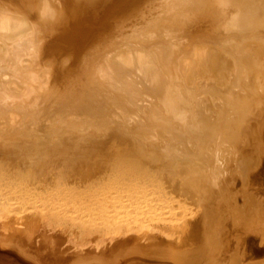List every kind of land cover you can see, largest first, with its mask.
Listing matches in <instances>:
<instances>
[{
	"label": "bare ground",
	"instance_id": "6f19581e",
	"mask_svg": "<svg viewBox=\"0 0 264 264\" xmlns=\"http://www.w3.org/2000/svg\"><path fill=\"white\" fill-rule=\"evenodd\" d=\"M263 29L264 0H0V121L57 133L0 141V264H264Z\"/></svg>",
	"mask_w": 264,
	"mask_h": 264
},
{
	"label": "rangeland",
	"instance_id": "374dc122",
	"mask_svg": "<svg viewBox=\"0 0 264 264\" xmlns=\"http://www.w3.org/2000/svg\"><path fill=\"white\" fill-rule=\"evenodd\" d=\"M42 1H44V0H42ZM115 1L116 0H109V2L111 3V4H114L115 3ZM122 1H125V0H122ZM224 1H226V0H224ZM242 1V0H241ZM241 2L239 1V3H237V4H240ZM187 5L189 4V3H186ZM236 4V5H237ZM105 5V4H104ZM190 5V4H189ZM196 5H198V4H193V3H191V6H193V7H195ZM236 5L234 6V8H236ZM167 9H165V10H169L171 7L169 6V7H166ZM172 10H175V9H173V8H171L169 11H172ZM114 14H116V13H114ZM212 14V13H211ZM156 15H159V14H156ZM123 19H127V18H125V17H123ZM118 20V19H117ZM135 21H133V24L132 25H130V30L131 29H134V30H137V28H139V23H138V21H137V17L134 19ZM120 23V22H119ZM228 23H231L230 21H228ZM121 24V23H120ZM127 24V21L123 24V25H126ZM122 25V26H123ZM164 25L165 26H167V24H165L164 23ZM163 24L162 25H160V24H158V25H155V26H148V27H156L157 28V31L155 32V33H152L153 34V38H156V37H158V36H160V35H162V33H164L162 36H165V37H159V40L158 41H161V39H163V42H161V43H164V42H166V43H169V45L171 44V45H174L173 43H172V40L170 41V38L171 37H173V36H170V34L172 33V30H171V27L170 26H167V27H165ZM231 25V24H230ZM159 27V28H158ZM89 28H92L91 26L89 27ZM162 30H161V29ZM128 29V26H127V31L129 30ZM159 29L161 30V31H159ZM224 32H226V33H230V34H232L233 33V29H232V27H230L229 29H227V30H224ZM263 32H264V29H263ZM172 34H174V33H172ZM213 37H216V35H215V33H212L211 32V34H210V39L209 38H206V37H204L201 41H203L204 43H211L212 45H214L215 44V42H214V40L212 39ZM218 40V39H217ZM250 40H252V39H247L246 41H250ZM185 41H186V43L189 41V39L186 37L185 38ZM240 43L242 42V40H238ZM160 43V44H161ZM197 43V42H196ZM141 44H143V41H142V43ZM114 45V44H113ZM184 46L185 45V42L184 43H181L180 45H178V48L180 47V46ZM175 46V45H174ZM125 47H128V46H124L123 48H125ZM177 47V46H176ZM219 47V46H218ZM122 48V49H123ZM115 48H112V50H110L109 52L110 53H108V52H106V54L104 55V56H107V55H109V54H111V52L114 50ZM138 49H143L144 50V48H142V47H138ZM120 50V49H119ZM181 50H182V48H181ZM157 51H159V50H157ZM160 52V51H159ZM186 52V51H185ZM114 53V52H113ZM112 53V54H113ZM4 53L3 54H1V56H0V60L1 61H3V59H5L4 58ZM160 55H161V58H165V55H167V56H169L170 54H161L160 53ZM3 56V57H2ZM111 56V55H110ZM109 56V57H110ZM183 56H185V55H183ZM108 57V58H109ZM131 61L130 60H128V61H124L125 59H121V60H119L118 62H120L121 61V63H120V65H117V66H114V67H112V68H116V67H119V66H123V67H135V65H137V64H139L140 63V61H138L137 59L139 58L138 57V55L136 56V58H135V55H131ZM65 58V57H64ZM126 58H128V57H126ZM182 58V57H181ZM180 58V59H181ZM189 58H192V57H189ZM240 58H241V54H240ZM102 59V58H101ZM71 60H73V58H71ZM184 60V59H183ZM188 60V59H187ZM70 62V60H65V63L64 64H62L63 65V67H65V66H67V65H69L68 63ZM128 62V63H127ZM131 62V63H130ZM180 62V61H179ZM242 62H244L243 60H242ZM181 64V63H180ZM164 66H166V63H164ZM163 67V66H162ZM136 68V67H135ZM137 69V68H136ZM134 70V69H133ZM165 70V69H164ZM163 70V71H164ZM97 73L98 74H100L98 71H97ZM84 75V74H83ZM168 75H169V73H168ZM167 77H169V76H167ZM97 82H100V83H105L106 82V79L104 78V76H100V78H98V81ZM107 85H108V83H106ZM106 85V87H108ZM93 88H95V89H97V87H93ZM73 95H76L75 94V92L72 94V95H70L71 97L73 96ZM113 117H115V116H113ZM113 117H108V118H106V120H108V119H110L111 121H113L114 122V118ZM112 118V119H111ZM71 119H73V122H75V121H82V123L83 124H86V125H84V126H87V128L88 127H93V125H94V121H92L91 123H87L86 121H88V120H86L85 118H83V119H79V118H77V120L75 119V117L74 118H71ZM121 119V118H120ZM85 120V121H84ZM172 121L173 120H170L169 119V122H170V124L172 123ZM5 122H7V121H0V141H1V139H4V137H6V136H9V134L10 135H18L19 137H21L23 140H28V139H30V138H32L31 136H36L37 138L39 137V134H40V136L42 137V136H45V134L47 135V136H50V135H52L53 137H55L56 135H57V133H54V131H51L50 132V127L52 126V129H54L53 128V125L51 124V123H47V122H45V121H43L44 123L43 124H40V125H38V130L35 132V133H32V132H30V130H31V127L29 126V125H27V124H30L29 122H25V121H23L22 120V122H21V124H19V125H14L15 127V129L13 128V124H10V125H8V124H6ZM121 122H123L122 123V127H124V128H126V126L124 125V119L122 120L121 119ZM2 123H4V124H2ZM45 124H47V125H45ZM101 124V123H100ZM103 124V123H102ZM261 124V123H260ZM81 126V125H80ZM80 126H78V128L80 127ZM95 127V126H94ZM262 127V126H261ZM129 128V127H128ZM13 129V130H12ZM64 131H68V128H66ZM63 131V132H64ZM130 131L132 132V133H137V134H140V133H138V132H135V131H133L132 129H130ZM54 134V135H53ZM144 135V134H143ZM149 135H152L151 133L149 134ZM263 135V134H262ZM2 136V137H1ZM26 136V137H25ZM145 136V135H144ZM153 136V135H152ZM41 137H39V140H41V141H45V140H43L44 138H41ZM10 139V138H9ZM143 139H144V141L147 143V144H152L153 145V143H154V139H151L150 138V136H145V137H143ZM162 139V138H161ZM263 139H264V136H263ZM43 144V143H42ZM158 151H159V149H158ZM160 153V152H159ZM160 155H161V153H160ZM233 176H235V175H233ZM234 179V178H233ZM237 185L236 184H234V186L233 187H236ZM254 187V189L257 187V184H254L253 185ZM259 195H262V197L264 196V191L263 192H261V193H259ZM258 195V196H259ZM229 196H230V198H232V191H229ZM227 200H225L224 201V203L226 202ZM240 203H243V202H241L240 201ZM236 204V203H235ZM234 205V204H233ZM32 206H30L29 205V207H27V209H29V208H31ZM242 208V207H241ZM29 212V211H28ZM27 212V213H28ZM67 211H64V213L62 214V216H64L65 218L67 217V215H68V217H67V219L69 218V219H71V220H74V218H75V214H71V212H67ZM221 213H222V215H224V214H226V215H224V216H222L223 217V219H226L227 220V218H228V212L227 211H225V210H221ZM74 216V217H73ZM73 218V219H72ZM85 219L87 218V217H84ZM76 219V218H75ZM225 221V220H224ZM235 231H238L239 232V230L237 229V228H233V227H231V228H229V229H227V231H225L224 233H227L228 234V232L229 233H233V234H237L238 232H235ZM226 236V235H225ZM0 246H3V247H6V248H8V249H13V247H11V246H6L5 244H0ZM69 246H71V245H69ZM223 249H224V247H223ZM14 250V249H13ZM15 251V250H14ZM16 252V251H15ZM263 253H264V251H263ZM1 255V254H0ZM74 255H75V253H74ZM76 256V255H75ZM4 257V256H3ZM1 258V257H0ZM258 259H262V260H264V255H262L261 257H259ZM33 263H35V262H33Z\"/></svg>",
	"mask_w": 264,
	"mask_h": 264
},
{
	"label": "clouds",
	"instance_id": "9594fccd",
	"mask_svg": "<svg viewBox=\"0 0 264 264\" xmlns=\"http://www.w3.org/2000/svg\"><path fill=\"white\" fill-rule=\"evenodd\" d=\"M50 17H54V10L46 5L45 8L40 12V18L46 19Z\"/></svg>",
	"mask_w": 264,
	"mask_h": 264
}]
</instances>
